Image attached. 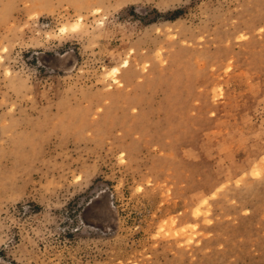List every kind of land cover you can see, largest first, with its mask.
Masks as SVG:
<instances>
[{"label":"rangeland","instance_id":"obj_1","mask_svg":"<svg viewBox=\"0 0 264 264\" xmlns=\"http://www.w3.org/2000/svg\"><path fill=\"white\" fill-rule=\"evenodd\" d=\"M0 264H264V0H0Z\"/></svg>","mask_w":264,"mask_h":264},{"label":"bare ground","instance_id":"obj_2","mask_svg":"<svg viewBox=\"0 0 264 264\" xmlns=\"http://www.w3.org/2000/svg\"><path fill=\"white\" fill-rule=\"evenodd\" d=\"M127 63H128V61L127 60H124V62H123V66H126L127 65Z\"/></svg>","mask_w":264,"mask_h":264}]
</instances>
